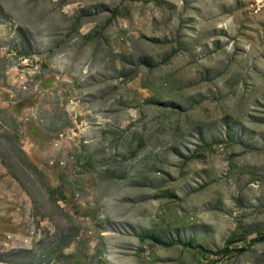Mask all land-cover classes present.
I'll list each match as a JSON object with an SVG mask.
<instances>
[{
    "label": "rangeland",
    "instance_id": "374dc122",
    "mask_svg": "<svg viewBox=\"0 0 264 264\" xmlns=\"http://www.w3.org/2000/svg\"><path fill=\"white\" fill-rule=\"evenodd\" d=\"M262 234L264 1L0 0V264H264Z\"/></svg>",
    "mask_w": 264,
    "mask_h": 264
},
{
    "label": "trees",
    "instance_id": "16d2710c",
    "mask_svg": "<svg viewBox=\"0 0 264 264\" xmlns=\"http://www.w3.org/2000/svg\"><path fill=\"white\" fill-rule=\"evenodd\" d=\"M260 239L264 240V234L261 235ZM237 241H245V239H243V238H232V239L229 240L228 245H230V244H232L234 242H237ZM254 241H255V239H251L250 243H252ZM241 250L242 251L245 250V245L244 244L242 245Z\"/></svg>",
    "mask_w": 264,
    "mask_h": 264
},
{
    "label": "built area",
    "instance_id": "2783aa9c",
    "mask_svg": "<svg viewBox=\"0 0 264 264\" xmlns=\"http://www.w3.org/2000/svg\"><path fill=\"white\" fill-rule=\"evenodd\" d=\"M259 1H261V2H262V1H264V0H259Z\"/></svg>",
    "mask_w": 264,
    "mask_h": 264
}]
</instances>
